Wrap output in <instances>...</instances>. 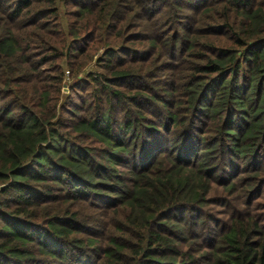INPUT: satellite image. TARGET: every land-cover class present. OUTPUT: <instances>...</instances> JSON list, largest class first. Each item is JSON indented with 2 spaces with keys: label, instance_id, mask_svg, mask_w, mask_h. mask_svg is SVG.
<instances>
[{
  "label": "trees",
  "instance_id": "trees-1",
  "mask_svg": "<svg viewBox=\"0 0 264 264\" xmlns=\"http://www.w3.org/2000/svg\"><path fill=\"white\" fill-rule=\"evenodd\" d=\"M12 1L9 10L3 5L0 20V264L46 262L39 258L63 264H264V213L258 215L264 209L253 214L250 205L242 215L228 214L229 224L205 241L215 175L230 159H255L264 137V0H210L192 11L195 27L186 42L179 40L185 30L144 37L148 56L133 59L114 49L129 26L141 28L142 15L138 23L133 15L123 17L113 0L77 4L65 21L67 0ZM216 1L230 14L207 21L200 12H216L210 6ZM167 8L151 19L170 13ZM190 38L207 42L199 53L189 45L193 53L179 55L180 67L169 69L188 71V113L184 93L169 81L165 97L144 96L157 106L145 117L142 95L127 97L119 81L139 77L137 62L154 68L161 49L175 58L179 41L186 47ZM98 53L103 58L94 65L108 76L89 72ZM88 81L97 89L88 110H80L85 115L63 111L65 103L58 108L54 95L59 98L64 84H70L71 99ZM211 87L215 96L207 105L205 89ZM128 98L134 112L114 119ZM198 111L218 120L215 141L189 116ZM258 180L246 187L253 191ZM218 181L230 196V181ZM54 187H64L65 199L79 209L101 210L90 224L103 231L78 238L86 231L77 227L84 217L77 213L48 215L43 231L34 227L33 210ZM88 194L99 196L104 207ZM222 205L230 208V201Z\"/></svg>",
  "mask_w": 264,
  "mask_h": 264
},
{
  "label": "rangeland",
  "instance_id": "rangeland-1",
  "mask_svg": "<svg viewBox=\"0 0 264 264\" xmlns=\"http://www.w3.org/2000/svg\"><path fill=\"white\" fill-rule=\"evenodd\" d=\"M105 1V0H101ZM210 0H113V3L118 4V13L123 17L128 15H133L136 19L139 15H142L138 18V21L141 23V28H137L136 24L129 26L124 33V36L121 37L120 44L114 49V51H122L120 53L121 57L125 59L130 58H144L147 54V49L144 47L145 43L142 38L144 37H156L158 39L163 38L166 33L171 31L178 30V34L180 31L182 32L180 39L182 38L187 40L189 37V32L192 31L195 27V24L190 19L194 17L192 11L194 10H202L203 6L208 3ZM99 0H67V7H62L63 11L66 12V17H64V21L66 19H72L71 16L74 13L75 5L77 4H87V5H96ZM7 3L13 5L12 0H0V6L3 8V12L0 15V20L5 18L6 13L4 10V6L9 7ZM4 5V6H3ZM210 6H216L217 11L214 13H208L206 11H201L200 13L207 17V21H209L210 17L213 15H228L230 14V9H227L224 6L222 1H216ZM162 7H168L167 9L170 11L166 13H162L157 16L156 19H151L152 12L157 11ZM173 7L181 8L178 12L174 11ZM143 17L148 19L143 20ZM131 20V19H130ZM136 23L137 19H136ZM167 29V25H169ZM139 25V24H138ZM68 30V28H66ZM210 30V29H209ZM131 31V34L127 32ZM204 32H200L203 35H210L208 29L204 28ZM176 33V32H175ZM131 40V41H130ZM207 40L199 39L194 40L190 38L187 41V45L178 43L177 56L175 58H171L170 54L166 50H160L157 56L156 66L151 68L150 64L147 62H137L135 64V68L138 71L139 77L133 78L131 80H120L119 83L123 85V89L127 97H131L136 93L142 95L143 98L139 99L138 103L143 107L145 117H149L150 113L156 111L157 106L145 98L144 96H148L151 94H157L159 97H165V89L164 85L169 84V81H172L173 85L177 90H180L183 94L184 104L182 105V109L188 113L190 109V104L188 102V93L185 92V87L188 85V71H172L169 70L173 67H180V63L178 64L175 60L179 57V55L186 56L195 51L199 53V50L202 45L206 44ZM143 43V44H142ZM195 45V50L191 51L189 49V45ZM83 44H80V47ZM185 47V48H184ZM177 57V58H176ZM103 54L98 53L95 59L91 63V68L89 70L90 73L100 74L104 73L105 75H109L106 71L99 70V68L95 67L96 59H102ZM131 65L128 66V68ZM156 77V78H155ZM86 78H84L85 80ZM223 79V77H221ZM83 80V81H84ZM219 80V79H218ZM221 82V81H220ZM83 86H79L76 93L72 94V98L70 99V84H64L62 87L61 94L58 98L57 95H54L55 103L58 108L65 103L68 107L64 106L63 111L68 113H75L78 115H85L84 112H80V110H88L90 105L89 97H92L97 89L93 83L90 81L82 84ZM85 88L88 90L85 91ZM213 88L205 89V103L209 105L214 96L211 99V93ZM128 98L126 103L122 104L118 107L115 115H113L114 119H124L126 113L134 112L135 103L133 100H129ZM204 98L201 100V104ZM201 111V110H200ZM198 111L194 115L189 114V116L194 117V123L199 127L200 130L205 131L206 136L213 141L216 140L218 135V120L211 121L209 116H205L203 112ZM59 113V111H58ZM80 117V116H79ZM69 114H65L64 119L68 120ZM233 127H237L241 122L238 121V117L234 118ZM229 143V142H228ZM258 145V155L254 159L253 157L249 158L248 162L240 158L230 159V162L223 166L220 170V173L215 175V179L213 180V185L215 191L212 192L211 196L216 199L215 203L210 206L209 215L212 218L209 220V227L207 229L208 236H206L205 241L207 243H211L215 238V232L213 229H221L229 224V220L227 215L231 213L235 215H242L244 212L243 207H248L252 205V213L257 214L260 210L264 209V137L263 139H259L257 141ZM254 160H257L256 162ZM216 169V168H215ZM259 172V173H256ZM258 177V186L255 187L253 191H250L251 188L246 187V183L250 181V179ZM230 181V196L228 195V190L223 188L221 185V181ZM217 182H220L219 184ZM53 193H49L45 195L42 199L44 201L40 202L37 207H35L34 211V219L32 225L38 228L40 231H43L47 227L48 223V215H54L56 213H77L81 216H84L79 223H76L77 227H85L83 230L86 231V234H81L78 238L87 241V237L89 234L96 232H102V227L95 228L90 224L91 219L95 216V213H99L101 210L97 209H79L74 203L70 200L67 201L65 199L66 190L64 187H54L52 188ZM258 190L255 194L254 192ZM56 195V199H52ZM89 197L93 200L98 207H104L99 196L88 194ZM233 197V198H232ZM47 199V200H46ZM106 199V198H105ZM227 199L230 201V208L222 205V200ZM243 204L244 206H242ZM264 211V210H263ZM264 212H259L258 215L263 214ZM87 224V225H86ZM32 227V226H31ZM210 237V238H209ZM72 238V236H71ZM89 244V242L87 243ZM89 257H93L95 253L89 252ZM45 259L46 262H41L37 264H63L59 263L58 259H50V258H39ZM104 264L110 262H103ZM90 264H95V261H92ZM112 264V263H110Z\"/></svg>",
  "mask_w": 264,
  "mask_h": 264
}]
</instances>
